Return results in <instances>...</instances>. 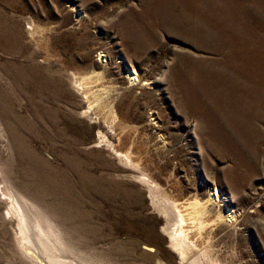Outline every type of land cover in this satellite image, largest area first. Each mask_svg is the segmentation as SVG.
I'll return each mask as SVG.
<instances>
[{
    "label": "rangeland",
    "instance_id": "374dc122",
    "mask_svg": "<svg viewBox=\"0 0 264 264\" xmlns=\"http://www.w3.org/2000/svg\"><path fill=\"white\" fill-rule=\"evenodd\" d=\"M143 174L179 202L207 176L239 216L192 255L264 264V0H0V183L76 264H183ZM1 197L0 264H44Z\"/></svg>",
    "mask_w": 264,
    "mask_h": 264
},
{
    "label": "bare ground",
    "instance_id": "6f19581e",
    "mask_svg": "<svg viewBox=\"0 0 264 264\" xmlns=\"http://www.w3.org/2000/svg\"><path fill=\"white\" fill-rule=\"evenodd\" d=\"M100 58L101 62L106 63L102 56ZM130 68L129 80L137 85L139 77L136 67ZM82 89L84 90V87ZM99 103V100L93 101L90 103L89 109L92 110ZM115 153L126 164L138 168V165L133 162L128 154ZM142 177L140 181L147 186L149 198L153 205L169 221L166 230L169 232L170 248L179 255L180 261L183 264H213L212 259L216 257L211 259L210 249L203 248L199 250L197 255H192V253L199 249L198 241L206 240L208 231L213 227L216 228L222 224L236 227L239 214L235 209L233 210L234 199L232 200L231 196H224L222 190L210 183L205 175H201L199 182L201 187L205 189L203 191L208 194H202L201 199H199L200 197H193L192 200L184 202H179L173 199L174 197L163 194L160 186L148 175L143 174ZM7 181L3 180L0 183V196H3L1 199L6 202L8 207L4 219H12L16 223V240L23 255L33 262L44 261V264H76L75 259H68L65 256V254H69V250L60 229L33 205L35 203L32 202V204L27 200L28 198L25 199L19 195L20 193H17Z\"/></svg>",
    "mask_w": 264,
    "mask_h": 264
}]
</instances>
